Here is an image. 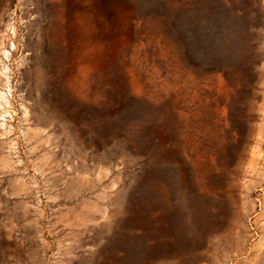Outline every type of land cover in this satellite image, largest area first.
Wrapping results in <instances>:
<instances>
[{
    "label": "rangeland",
    "instance_id": "374dc122",
    "mask_svg": "<svg viewBox=\"0 0 264 264\" xmlns=\"http://www.w3.org/2000/svg\"><path fill=\"white\" fill-rule=\"evenodd\" d=\"M0 264H264V0H0Z\"/></svg>",
    "mask_w": 264,
    "mask_h": 264
}]
</instances>
